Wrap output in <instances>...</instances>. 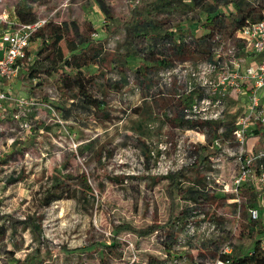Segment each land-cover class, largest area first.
I'll list each match as a JSON object with an SVG mask.
<instances>
[{
  "label": "rangeland",
  "instance_id": "obj_1",
  "mask_svg": "<svg viewBox=\"0 0 264 264\" xmlns=\"http://www.w3.org/2000/svg\"><path fill=\"white\" fill-rule=\"evenodd\" d=\"M101 1L108 15L99 0H40L32 5L39 16L53 13L52 21L77 26L71 25L66 37L80 43L74 57L85 64L82 71L92 79L88 92L102 101V110L76 106L65 120L62 105L69 100H62L54 71H38L33 78L21 71L19 84L9 88L0 111V224L7 230L0 240V264H125L133 253L146 264L150 257L154 264H195L213 254L216 258L229 240L232 254L249 253L258 237L253 226L261 222H250L246 207L262 208L264 190L260 194L251 186L241 187V212L234 218L237 204L231 198L236 195L202 191L206 166L184 165L192 154L203 155L205 162L214 155V126L194 129L180 118L187 97L146 98L161 70L147 60L153 45H160L167 33L175 39L207 34V17L214 13L232 22L238 17L237 0H202V7L192 0ZM15 2L21 1L4 0L0 11L9 13ZM133 16L152 26L138 28L128 38L125 23ZM51 27L43 33L49 34ZM107 28L112 32L107 34ZM231 29L228 24L222 30L212 51L228 45L240 49V41L229 39ZM94 31L98 37L91 36ZM34 41L35 52L41 51L34 57L44 67L57 59L54 50ZM88 42L100 45L103 53L83 48ZM58 46L63 57H71L65 39ZM15 99L27 104L20 106ZM227 106L230 123L242 106L233 99ZM107 111L109 117L103 116ZM259 136L264 144V131ZM56 182L65 185L66 195L42 206L40 193ZM87 185L92 194L82 198ZM201 214L215 225L213 230L201 229ZM188 221L198 226L194 233ZM33 223L40 229L36 239L30 232ZM155 225L152 234H139Z\"/></svg>",
  "mask_w": 264,
  "mask_h": 264
},
{
  "label": "built area",
  "instance_id": "obj_2",
  "mask_svg": "<svg viewBox=\"0 0 264 264\" xmlns=\"http://www.w3.org/2000/svg\"><path fill=\"white\" fill-rule=\"evenodd\" d=\"M246 1L264 3L263 0ZM1 3L4 0H0V6ZM13 8L14 5L9 13L0 11V27L3 25L0 28V84L6 83L5 88L0 89V111L9 99V86L18 81L20 72L26 71L34 60L35 33L46 25L53 14L38 15L36 20L23 23L13 15ZM261 13L262 17L255 20L245 19L230 35V40L240 41V49L234 45L226 48L215 46V52L211 50L212 57L209 59L174 62L161 68L157 73V84L146 97H187L189 101L179 110L180 118L194 124V129H198L199 125L214 126L210 145L214 155L202 163V166L207 167H204L206 187L202 191L217 190L235 194L236 197H232L231 201L237 204L232 215L236 219H239L241 212V187L251 186L260 194L264 190V146H257V136L264 129V8ZM91 36L95 38L99 34L94 31ZM220 36L221 33H216L215 39L218 40ZM246 55L252 59L248 61ZM228 99L236 100L242 106L240 114L230 123L226 119ZM15 102L20 106L27 104L24 99H15ZM198 158L192 154L184 165L194 166L198 164ZM261 209L264 210V206L260 208L248 204L246 215L252 223L261 222L258 228L254 225L252 230L258 235L255 242H259L264 252V234L258 233L259 228L264 229V211L261 212ZM199 219L203 231L215 228L211 221L205 219V214H201ZM188 227L194 233L198 226L188 221ZM238 227L236 222L233 229L237 230ZM231 251L229 240L215 259L199 260L195 264H231ZM135 256L133 253L125 264H146Z\"/></svg>",
  "mask_w": 264,
  "mask_h": 264
},
{
  "label": "trees",
  "instance_id": "obj_3",
  "mask_svg": "<svg viewBox=\"0 0 264 264\" xmlns=\"http://www.w3.org/2000/svg\"><path fill=\"white\" fill-rule=\"evenodd\" d=\"M30 1H40V0H30ZM166 1V0H165ZM194 1V5L196 6H204L202 0H192ZM216 2L227 1V0H215ZM238 1V0H237ZM28 1H23L21 3L14 4L13 15L23 23L32 22L37 19V14L33 10L32 5L35 3H27ZM169 3H172L168 0ZM242 2V1H241ZM99 5L101 10L108 15V9L104 6L103 1L99 0ZM238 9V17H236L232 22L228 23L225 21L224 17L221 13H214L212 16L207 17V26L209 27V32L199 38H178L174 39L171 33H167L165 39L157 45L155 43L153 45L152 51L149 52V59L152 62V65L163 68L167 67L174 62H182L186 60H190L192 62H197L200 60H206L212 57L211 49L216 43L215 35L216 33H222L223 29L227 27L228 24L232 26L230 35L239 28L245 19L249 18L255 20L257 18L262 17V9L264 5L261 6H252L249 3H236ZM215 8L214 5L210 6V10L212 11ZM216 10H214L215 12ZM110 16V15H109ZM74 27L77 30V26L74 23H67L65 21L57 22L52 21L50 19L45 26L40 28L34 35V40H39L41 48L49 49L51 48L57 53V59L49 62L45 67L41 63V59L39 57L35 58L33 62L28 66L27 73L30 78H33L35 72L44 71L52 73L53 71L57 74V79L54 81L55 86L60 92V96L62 100L68 99L69 103L62 105V116L65 120L69 119L71 114V110L76 108V106L82 107L86 110L94 109L100 110L102 101L97 100L92 97L88 92V86L91 83V78L84 75L82 68L85 65L80 60H77L74 56H76L78 45L80 43L69 41L67 39V35L70 31V26ZM48 26H52L50 28L49 34H44L43 32ZM126 29L128 31V38H134L136 33L138 32V28L151 27L152 23H148L141 19L139 16H133L130 20L125 23ZM107 34L112 32V29L107 28ZM43 33V34H42ZM154 32H151V35L154 37H159V35H154ZM65 39L67 50L71 53V57H63L58 43ZM83 43V42H81ZM96 48L97 53L102 54L103 50L99 47L91 45V42H88L83 48L89 47ZM37 55L41 53V51L35 52ZM141 68V67H140ZM140 71V69H139ZM71 96V97H69ZM102 110V109H101ZM103 116L109 117V112H102ZM203 156V155H202ZM199 156L198 163H203L204 158ZM15 173H10L9 177H13ZM86 184V181H84ZM63 190V191H62ZM81 197L85 198L87 194L91 193V190L88 189V185L86 189H82ZM88 192V193H87ZM67 193V189L64 184L56 182L50 187L44 188L40 194V204L42 206H48L51 202L57 201L64 197ZM30 220V217L29 219ZM157 225L153 226L151 229L147 231H140V235H149L157 230ZM7 230L4 227V224H0V240L5 237ZM30 232L32 234V238L36 239L39 237L40 229L36 224H32L30 226ZM251 234L252 232L249 231ZM259 234H264V229H258ZM36 251H40V246L36 247ZM250 252V251H249ZM213 259H215V255H212ZM149 264H154V258L150 257ZM231 264H264V252L259 247V242H255L253 248L251 249V253H247L245 255L240 254H232L231 255Z\"/></svg>",
  "mask_w": 264,
  "mask_h": 264
},
{
  "label": "crops",
  "instance_id": "obj_4",
  "mask_svg": "<svg viewBox=\"0 0 264 264\" xmlns=\"http://www.w3.org/2000/svg\"><path fill=\"white\" fill-rule=\"evenodd\" d=\"M205 1V0H204ZM207 2H209L210 0H206ZM242 1V2H241ZM263 2H264V0H263ZM237 3H247V1L246 0H238L237 1ZM19 84V81H16V82H14L13 84H12V86H14V85H18ZM11 87V85L9 86V88ZM263 131H264V129H263ZM261 132H262V130L260 131V133H259V135L261 134ZM258 137V140H259V137L260 136H257ZM257 146H264V144H263V142L261 141H257ZM264 210L263 209H261V212H263Z\"/></svg>",
  "mask_w": 264,
  "mask_h": 264
}]
</instances>
